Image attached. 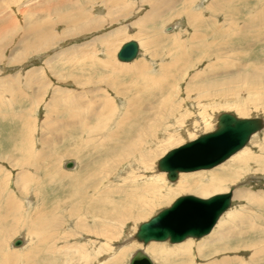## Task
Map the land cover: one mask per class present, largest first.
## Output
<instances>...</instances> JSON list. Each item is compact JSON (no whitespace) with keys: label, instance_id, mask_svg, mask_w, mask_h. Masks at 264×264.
Wrapping results in <instances>:
<instances>
[{"label":"rangeland","instance_id":"rangeland-1","mask_svg":"<svg viewBox=\"0 0 264 264\" xmlns=\"http://www.w3.org/2000/svg\"><path fill=\"white\" fill-rule=\"evenodd\" d=\"M199 1L194 4L193 8L204 10L208 4V0ZM179 2L183 3V0H179ZM146 3L144 4L142 0H52V3L48 4L45 0H0V264H105L107 260L114 261L118 256L121 259L122 255L124 258L122 257L119 264H128L132 254L137 249L143 247V243L133 236L142 221L151 217L161 208L170 205L181 194L191 193L201 197H209L219 192L229 191L233 185L236 186L233 203L208 235L200 239L188 238L180 243L168 241L153 242L170 248L182 245L186 241L196 243L195 248L200 245L207 246L205 240L210 239L214 234L235 228L240 229L241 221L238 220L239 214L248 216V218L250 216V220H253L255 215L263 216L257 222L258 227L261 230L263 229L261 235L254 236L253 238H241L240 243L238 239L233 240L232 245L244 248L245 251L240 255L249 263L264 264V260L261 257L258 258L259 255H255L254 259L251 258L252 249L255 253L263 245L264 212L258 211L252 203H248L237 196V192L247 194L242 191L246 190L264 197V170L259 162L260 160H264V129L253 135L248 145L242 150L212 169L180 173L176 182H170L167 179L166 172L157 170L158 159L169 149L179 146L187 140L194 139L201 133L213 130L217 116L222 111H230L240 117H264V88L262 87L264 82L259 83L260 80L255 79V77L253 79L251 76L254 73L255 64L258 66V69L264 66V44L252 45L253 47L248 50H242L241 48L240 50L245 52L244 55H241L242 58L233 53L234 50L237 52L236 49L228 46H225L222 50L210 52V57L216 56V58H206L205 60L206 51L200 50L198 53H192L193 55L191 54L190 56L192 64L198 61L194 67L180 73L176 78L174 76L172 78L171 75L161 76L162 71L171 63L173 58L174 50H172L173 52L169 51L172 47L171 45L174 43L173 39L182 38L186 41H191L189 35L193 34L195 30L188 27L186 16L178 14L175 10L167 13L168 18L164 19L162 16L164 23H162L163 21H158L159 23L156 22L154 23L155 25L150 26L145 19L148 16L143 19L144 15L150 12L148 1ZM168 4H162L161 10H165V6ZM181 4L178 6V9L181 7ZM256 7L253 1L252 3H242L241 18H244L248 13H252ZM127 11L129 13L125 15ZM79 13L84 15L79 20L85 24L89 23L87 21H90L89 24L93 25L91 29L82 31L80 24L74 25V28L73 20ZM149 17L152 16L149 15ZM211 18L212 24L215 26L216 24L221 25L225 17L214 14ZM167 19L169 20L166 21ZM212 24L207 25L208 28L206 27L205 30H210ZM153 26H156L157 33L152 29ZM42 27L51 28L53 32H56L57 36L59 35V39L49 48L34 50V41L38 39L39 33H42ZM119 29L123 30L122 34L113 38V32ZM107 35L109 37L105 39L104 37ZM224 36L215 40H221L222 42L231 40L228 38V34ZM130 39H136L140 42L141 53L133 61L122 62L118 60L117 52L122 44ZM212 39V36L208 35L207 41H211ZM95 42L96 44L93 46L92 43ZM243 42H246V40H242ZM108 43L110 46L107 49H113L111 51L112 61L116 65H131L141 60L152 65L153 72L159 73L160 78L164 81L160 110L164 103L168 104L167 112L160 113L164 118L163 123L168 128L163 129L157 135L155 145L159 143V153L149 162L153 166L147 170L148 172L144 171L145 175L141 174L143 172L138 167V164L141 165L142 163L134 161L133 155L124 154L126 156H123L125 157L124 165H120V163H117L118 157L116 156L117 159L113 158L111 156L112 153L108 151V154L112 157L109 161L111 163L114 161L113 164H117L114 168L116 170L113 176L114 181L112 180L115 186H126L131 178H134L137 170L140 169L138 173L141 174L139 176V180L142 182L140 183L141 185L144 182L153 183L158 177L157 184L161 188L160 190L162 192L170 191L168 193L172 197L170 202L157 203L150 207L142 216L127 219V221H123L120 218L110 220L104 215H100L96 206H94L95 214L87 208H81V210L70 209L69 204H72L71 198L74 189H65V184L61 178L51 181L47 173H35L32 167L19 164L25 160V156L29 157L30 150L35 157L39 152H43L44 160L46 161L47 158L48 162L52 164V171H57L66 177L77 173L80 166H85L83 165L84 163L94 158L86 157L89 155L87 154V149L85 153L81 154L80 145L82 144L78 142L74 144L71 141L75 133H68L70 122L61 114L62 111L71 105L67 102L66 98L60 99L56 96L58 100L54 101L53 97L57 91L64 89L71 94L73 100L78 98L76 95H81V91H85L87 93L86 97L89 100L91 93L88 92L91 88L95 89L97 86L92 80L82 82V78L87 77L85 71L90 64L86 60L82 61V58L86 56L83 57V54L80 52L85 51L84 54H86L89 53V49L92 51L94 48V56L87 55V57L90 56L88 58L90 62H93L95 59V63H97L99 59L106 58ZM198 43L201 44L199 41ZM193 44H195V41H193ZM234 45H237V41ZM76 48H78V52L75 51ZM153 51L154 54L152 55ZM64 60L68 62L64 63ZM199 60H202V62L199 63ZM227 61L229 63L231 61L235 65L225 67L224 62ZM212 63H216L218 67L214 66L211 68L210 64ZM49 66L56 67V70H47ZM74 66L76 67L73 69ZM82 67L85 69H81ZM32 68L40 69L38 74L47 83V88L40 95L38 104L34 105L33 103L34 107L32 99L34 95L37 96V89L41 85L37 83L35 87L27 85L22 81L25 72ZM67 69L78 70L75 72L74 80H71L66 75L63 77ZM197 72L200 74L198 75ZM261 73L264 78V71H261ZM18 75L20 78L17 79ZM235 75L238 78L240 77V80ZM126 81L132 80L127 78ZM13 84L17 85V90L11 87ZM98 88L99 92L94 91L93 93L96 92L98 93L97 95L100 94L101 96L104 92H107L99 86ZM164 88L165 91L163 90ZM112 94L114 95V93ZM113 95L111 96L112 98ZM206 96L214 97H212L211 103L205 101L209 99ZM121 100L115 103L119 111L125 105V102L122 101L121 103ZM100 102L102 101L96 102V105ZM52 103L56 104L60 112V119L57 121H47L45 119L47 113L45 111L46 106ZM31 106L33 107L32 111L29 114H25L26 109ZM245 108H247L246 113H241L240 110ZM117 116L114 118L115 121ZM91 121L95 125L97 119L93 117ZM51 122L62 124V128H55ZM140 122L143 124L142 121ZM182 122L185 125L187 124V130L189 128L186 133H184L183 127L178 126V123ZM114 125L115 122L111 124L113 127ZM63 126L66 127L65 137H63ZM21 130H23V134L29 139V142H26V137L22 136ZM105 132L103 130V135ZM103 135L97 136L100 140L93 136L97 139L93 147H96L101 142ZM170 136L172 137L169 140ZM46 139H48V143H45ZM105 148L111 149L113 147L104 146V157H106ZM98 155L97 157H99ZM249 155H252V158L249 159L247 164L242 163L240 165L237 162L239 159L242 160ZM70 160L78 163L75 169L66 168L65 164ZM53 164H57V166H53ZM227 168H237V171H240V177H236L235 180L231 178L223 189L206 194L194 190L182 192L176 190L177 183L184 177L187 178L182 180V182L187 184L203 181L206 183V181H210L209 178L226 171ZM162 173H165V175ZM125 178L126 181H122ZM40 199L48 200V202L42 205L43 209L56 210L55 215L60 218V227H54L52 222H50L49 228H47L36 220L38 209L41 206ZM56 200L61 201V204L59 208L52 209L57 202ZM13 202H15L16 211L13 208L8 210L9 203ZM129 203L127 202L126 205ZM47 217L51 216L47 215ZM103 226L109 229L108 233L109 235H113L112 238L109 239L99 235V232L101 233L106 230ZM129 235L134 239L131 238L132 241L125 243L124 239L128 238ZM38 236H41V239L44 238L42 243L37 239ZM18 237L26 239L27 243L21 247H15L13 242ZM242 239L244 240L241 242ZM151 245L152 242L146 248H143L147 250L146 252L151 256L155 264H177L179 262L175 254H172L170 261L163 260L149 249ZM33 247L37 249L38 253L33 252L30 254L28 252ZM100 248L102 251L99 250ZM40 251L41 253L39 254ZM38 254L39 257H37ZM66 255H68L69 259H66ZM91 256L94 258L90 259ZM93 260L94 262L92 263Z\"/></svg>","mask_w":264,"mask_h":264},{"label":"bare ground","instance_id":"bare-ground-1","mask_svg":"<svg viewBox=\"0 0 264 264\" xmlns=\"http://www.w3.org/2000/svg\"><path fill=\"white\" fill-rule=\"evenodd\" d=\"M147 1L149 3L148 5L150 6V12H147L144 15L143 19L148 16V18H145V19L146 21H148V24H150V26L155 25L154 23L158 21H163L162 16L164 17V19L166 17L168 18L167 13L171 12L172 10H175L178 12V14H184L188 21V27L193 28L195 30L193 34L189 35L191 37V41H186L182 38L173 37L174 43L173 45H171L172 47L169 49L170 52L174 50V52L172 51L174 53L172 55L173 58H172L171 63L164 69V71H162L161 76L171 75L172 78L173 76L174 78H176L179 76L180 73L185 72V70L194 67L197 64L196 62L198 61H195V64H192V59H190L191 58L190 56L192 53H198V51L200 50L206 51L205 56L203 55L204 60L206 58L207 59L216 58V56L210 57L211 56L210 52H216V51H219V49L222 50L225 46L236 49L237 52H235L234 50L233 53L241 57V55L245 54V52H242L240 50L241 48L242 50H248V49H251L256 44L257 45L264 44V0H208L207 6L203 4L205 6V8L203 7L204 10L193 8L194 4L199 0H183V3L179 2V0H142L144 4H147L146 3ZM252 1L255 3L257 7L254 9L252 13L250 14L248 13V15H245L244 18H241L240 13L242 9V3L244 2L252 3ZM45 2L48 4H51L52 0H45ZM164 3H169L170 5L168 4L167 6H165V10L164 9L161 10V5ZM180 4H181V7L178 9V6ZM175 7L177 10L175 9ZM128 13L129 11H127L125 15H128ZM214 14H219L225 17L221 25L216 24L214 26L212 24L211 17H213ZM149 15H151L153 18L149 17ZM82 16H84L82 13L77 14L76 18L73 20V26L74 25L77 26L78 24H80L82 31L91 29L93 25L89 24L90 21H87L89 23L85 24L79 20ZM168 20L169 19H167L166 21ZM162 23H164V21ZM209 24L210 25L212 24V27L210 30L206 31L205 28L207 27V25L209 26ZM156 26L152 27L155 33H157ZM122 32H123L122 29L114 31L112 34L113 38L116 36H119L120 34H122ZM225 34H228L229 35L228 38L231 40H229L228 42H222L221 40H215V39L222 38V36H224ZM208 35L212 36L213 39L211 41L209 40L207 41ZM58 36L56 35V32H53L51 30V28L48 29V28L42 27V33L40 32L38 35V39L34 41L35 44L33 45V49L38 50L41 48L45 49V48L51 47L52 45H54L56 41H58L59 39ZM108 37L109 35L105 36L104 38L107 39ZM156 39H159V38H156ZM242 40H246V42L242 43ZM193 41H195V44H193ZM198 41L201 42V44H199ZM236 41H237V45H234ZM102 43H104V41H102ZM240 43L242 44L238 45ZM92 44L94 46L96 42ZM108 44H107L106 50H108L107 48L110 46V44L109 45ZM77 50L78 48L75 49V51ZM112 50L113 49L110 48L108 51H106V58L102 60L99 59L97 63H95V59L93 60V62H90L88 60L90 56H94L93 55L94 48L92 49V51L89 49V53H86V54H84L85 51L80 52L83 54V57L86 56L82 58V61L86 60L90 64V66L85 71V74H87V77H83L82 82L86 80H92L93 83L97 86L95 89L91 88L90 91L88 92V93H91L89 100L86 97L87 93L85 91H81V95H76L78 96V98L76 100H73L71 98V94L64 89L57 91L53 97L54 101L58 100L56 96L60 99L66 98L67 102L71 106H73V107L68 106L64 111L61 112V114L65 117V119L70 122L68 133H71V134L72 132L75 133L71 141H73L74 144L77 142L79 144H82L80 145L81 154L85 153V150L87 149L88 151L87 154L89 155H87L86 157H90L91 159L92 157L94 158L91 161H87L86 163H84L83 165L85 166H80V169L78 168L79 170H77V173L70 175V176H66V177L62 176L57 171H56L57 173L52 171V168H51L52 164L48 162L47 158H46V161L44 160L43 158L44 155H42L43 152H39L38 155L35 157L34 154L31 153V150H30L29 157L28 156L26 157L24 155L25 160L21 161L19 164L32 167L35 173H38V172L43 173V174L47 173L48 178L51 179V181L61 178L65 184L64 186L66 187L65 189H70V190L74 189L73 190L74 193H72L73 196L71 198L72 204H69L70 209L81 210V208L83 209L87 208L90 212L95 214L96 211H94V206H96L97 210L99 211V214L104 215L106 218L110 220L114 218L115 219L120 218L123 221L125 220L127 221V219H133V218L142 216L143 214L146 213V211L150 207L156 205L157 203L170 202L172 198L171 194L168 193L170 191L162 192L160 190L161 188H159L157 184L158 177L156 181H153V183L143 181L144 183L142 185L140 184L142 182H140L139 180V176L141 174L145 175L144 171L148 172L147 170L151 169L153 165H151V163L149 164V162H151V160L159 153V143L155 145L157 135H159L163 129L168 128V126L163 123L164 118L161 116L160 113H164L166 111L168 104L164 103L162 106V109L160 110L162 87L164 85V81L160 78L159 73L157 74L153 72V68L151 64L145 62L144 60H141L131 65H124V64L116 65L112 61V55H111ZM140 53L141 51L139 52V55ZM153 54H154V51L152 52V55ZM87 55H90V56L87 57ZM17 59H20V58H17ZM66 62L64 60V63ZM200 62H202V60H199V63ZM224 63H225V67H232L235 65L231 61L230 63L229 61L224 62ZM210 66L211 68H213L214 66H217V65L216 63H212L210 64ZM75 67L76 66H74L73 69ZM257 67L258 66H256L255 64L254 73L251 76L253 77V79L255 77V79L260 80L259 83H262L264 82V78L262 77L261 71H264V66L263 68H260L261 70L258 69ZM47 68H48L47 70H52V71L56 70V67L54 66H49ZM58 68L57 70H59ZM73 69L71 70L67 69L65 71L66 74H64L63 77H65L66 75L70 77L71 80H74V77L76 74L75 72H77L78 70L76 71ZM81 69H85V68L82 67ZM39 70L40 69L38 68H32L28 70L27 72H25V74L22 77L23 78L22 81L25 82V84L27 85H32L35 87L37 86L36 85L37 83H40L41 85V87L37 89V96L34 95L32 99V105L33 103L34 105L38 104V101L40 100V95L47 88L46 81L42 77H40L38 74ZM100 74L102 75L99 76ZM18 78H20L19 75L17 79ZM127 78L131 79L132 81H126ZM263 84H262V87L264 88ZM16 86L17 85L13 84L11 87L17 90ZM98 86L100 88L105 89V91L107 92H104V93L102 92L103 94L101 96L100 94L97 95L98 93L96 92L99 90ZM168 87L170 88V86ZM163 90L165 91V88ZM94 91L96 92L93 93ZM112 93H114V95ZM111 94L113 95V98L111 97L112 96ZM212 97L213 96H206V98H209V99L205 101L208 103H211L212 102L211 99L214 98ZM120 100H121V103L122 101L125 102V105L121 107L123 111L122 110L119 111L118 107L115 104V103H118ZM99 101H102V102L96 105V102H99ZM63 103L65 104V102ZM33 107L31 106L27 108L25 111V114H29L32 111ZM45 111H47L46 118H45L47 121H57L58 119H60L59 118L60 112L58 111L55 103L47 104ZM246 111H247V108L240 110V112L244 114L246 113ZM116 115L118 116L115 121L114 118L116 117ZM93 117L97 119V122L95 125L91 121ZM112 121L115 122L114 127L111 126V124L113 123ZM140 121H142L143 124H141ZM52 124L57 129L62 128V124L60 123L59 124L52 123ZM23 125L26 126L25 123H23ZM184 125L185 123L183 122L178 123V126L183 127L184 133H186L189 130V128L187 130L186 129L187 124L185 126ZM63 129H64L63 137H65L66 127L63 126ZM103 130L106 131L104 135H103ZM60 132L62 133V131ZM21 133H22V136L24 137L25 135L23 134V130H21ZM99 135H103V137L101 136L102 137L101 142H99L96 147H93L95 146L97 142V139L94 138L93 136L97 137ZM171 137L172 136L169 137V140ZM26 142H29V139L27 137H26ZM46 142L48 143V139H46L45 143ZM105 145L113 147L111 149L105 148L106 157L103 156V150H104ZM161 146L164 147L163 145ZM167 146H168V143H167ZM108 151L112 153L111 156L113 158H116V156L118 157V159L117 158L116 159H117V163H120V165H124V161L126 157L124 154L133 155L134 161L136 160L143 164V165L138 164V167H140L143 173L141 174L138 173V170H140L138 169L137 173H135L134 175V178L133 179L131 178V180L129 181V183L126 184V186L124 185L115 186L113 183L114 181L113 176H114V172L116 171L114 168L117 166V164H113L114 161L112 163L109 161V159H111L112 157L108 154ZM97 155L99 157H97ZM252 155L244 157L242 160L239 159L237 162H239L240 165L242 163L247 164L249 162V159L252 158ZM96 160H99V161L96 162ZM259 162L261 163L260 166L263 167V170H264V160H260ZM77 164L78 163L75 162V165L72 168L75 169ZM54 165L57 166V164H53V166ZM202 170H208V169H202ZM239 173L240 171H237V168L236 169L227 168L226 171L209 178L210 181L209 182L206 181V183L203 181L199 183H188L187 184V183L182 182V180L187 178V177H184L181 179L180 182L177 183L176 190L179 192L186 191V190H194V191L205 193V194L210 193L212 191H218L220 189H223L226 186V184L230 181L231 178L235 180L236 177L239 176ZM162 174L165 175V173H162ZM122 181H126V178L123 179ZM235 189L233 190V195H234ZM242 191L246 192L247 194L237 192V196L240 199H243L247 201L248 203H252L254 207L256 206V209L258 211L264 212V197H260V195H258L257 193H251L246 190H242ZM80 195L81 197H79ZM263 195H264V192H263ZM116 196H119V197H116ZM118 199H121V200H118ZM40 200H41V206L38 209V216L36 220L41 225L47 228H49L50 222H52L54 227H60L59 225L60 218L55 215L56 210L43 209L42 205L45 202H48V200L47 199H44V200L40 199ZM232 201H233V196H232ZM127 202H130V203L126 205ZM60 204H61V201H57L54 204V207L52 209L59 208ZM11 208L15 209L16 211L15 202L9 203L8 210ZM48 210L50 211L48 212ZM47 215L51 217H47ZM262 217L255 215L254 219L250 220L249 219L251 218L250 216L248 218V216L239 214L238 220L241 221L240 222L241 228L240 229H236V228L230 229L228 231H220L219 233L216 232L217 234H214V236H212L210 239L205 240L207 243V246L200 245L195 248L196 243L186 241L182 245L180 244L176 247L170 248V247L164 246L163 244H159V243L151 241L152 245L149 247V249L152 252L156 253L157 256H159L163 260H166L167 262L171 260L172 254H175L176 259L179 260L177 264H251L240 255L242 252L245 251L244 248L233 246L232 242L233 240H236V239H238V242H239L241 238H247V237L253 238L254 236L261 235V232L263 231V229L261 230L258 227L257 222H258V219L260 220L262 219ZM103 228L106 229L105 226H103ZM108 231L109 229H106L101 233L99 232V235L105 236L110 239L112 238L113 235H109ZM96 232H98V230H96ZM263 235H264V232H263ZM131 238L133 237L129 235L128 238L124 239L125 243L132 241ZM190 238H193V237H190ZM37 239H39L40 242L42 243V240L44 238L41 239V236H38ZM196 239H200V238H196ZM243 240L244 239H242L241 242ZM160 242H163V241H160ZM26 243H27V240L24 239L23 245ZM148 244L143 243V247L146 248ZM262 244H263L261 245L262 248L257 250L255 253H254V250L252 249L251 258L254 259L255 255H259L258 258L261 257L264 260V241L263 240H262ZM143 247L141 249H144ZM99 250H101V248ZM144 251H147V250L145 249ZM28 252L30 254L33 252L38 253L35 247L28 250ZM40 253L41 251L39 252V254ZM39 254L37 255V257H39ZM122 257L120 259V257L118 256L117 258H115L114 261L107 260L105 264H119L120 261L122 260ZM93 258L94 257L92 256L90 257V259H93ZM66 259H69L68 255H66ZM93 262L94 260L92 261V263Z\"/></svg>","mask_w":264,"mask_h":264},{"label":"water","instance_id":"water-1","mask_svg":"<svg viewBox=\"0 0 264 264\" xmlns=\"http://www.w3.org/2000/svg\"><path fill=\"white\" fill-rule=\"evenodd\" d=\"M140 44L130 39L117 52L118 60L130 62L139 56ZM264 129V117H240L230 111H222L217 116L213 130L201 133L179 146L169 149L157 161V169L166 172L169 181L178 180L181 172L212 169L228 160L250 142L251 137ZM70 160L66 168L74 167ZM219 192L209 197L195 194H181L172 203L158 210L142 221L134 234L138 241L180 243L187 238H202L208 235L220 217L231 207L233 190ZM24 239L18 237L13 245L20 247ZM128 264H155L144 249H137Z\"/></svg>","mask_w":264,"mask_h":264}]
</instances>
